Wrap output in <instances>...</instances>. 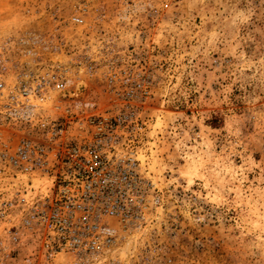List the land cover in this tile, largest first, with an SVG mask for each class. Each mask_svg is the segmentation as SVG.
<instances>
[{
	"label": "rangeland",
	"instance_id": "1",
	"mask_svg": "<svg viewBox=\"0 0 264 264\" xmlns=\"http://www.w3.org/2000/svg\"><path fill=\"white\" fill-rule=\"evenodd\" d=\"M25 29L142 59L160 202L98 258L0 240V264H264V0H0V41Z\"/></svg>",
	"mask_w": 264,
	"mask_h": 264
},
{
	"label": "built area",
	"instance_id": "2",
	"mask_svg": "<svg viewBox=\"0 0 264 264\" xmlns=\"http://www.w3.org/2000/svg\"><path fill=\"white\" fill-rule=\"evenodd\" d=\"M68 41L35 29L0 41V240L45 260L102 256L160 202L140 158L150 73Z\"/></svg>",
	"mask_w": 264,
	"mask_h": 264
}]
</instances>
